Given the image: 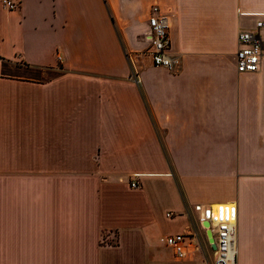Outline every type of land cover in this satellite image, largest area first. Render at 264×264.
I'll list each match as a JSON object with an SVG mask.
<instances>
[{
    "label": "crops",
    "instance_id": "crops-1",
    "mask_svg": "<svg viewBox=\"0 0 264 264\" xmlns=\"http://www.w3.org/2000/svg\"><path fill=\"white\" fill-rule=\"evenodd\" d=\"M19 2L0 0V264H214L203 212L221 205L237 264H264V59L236 61L264 0ZM152 16L175 71L151 61Z\"/></svg>",
    "mask_w": 264,
    "mask_h": 264
},
{
    "label": "built area",
    "instance_id": "built-area-1",
    "mask_svg": "<svg viewBox=\"0 0 264 264\" xmlns=\"http://www.w3.org/2000/svg\"><path fill=\"white\" fill-rule=\"evenodd\" d=\"M7 11L19 8V0H2ZM156 10V9H155ZM151 50L149 55L155 67L175 71L179 59L170 54L169 23L165 17L152 16L149 19ZM239 49L236 55L237 71L258 73L264 59V21H258L252 30H242L238 35ZM131 187L138 188V182L132 181ZM169 217L174 215L170 213ZM203 221L211 225L217 249L214 264H237L238 255V210L235 205L215 206L205 209ZM190 235L178 234L169 236L167 244L173 248L178 259L186 256V240Z\"/></svg>",
    "mask_w": 264,
    "mask_h": 264
},
{
    "label": "rangeland",
    "instance_id": "rangeland-1",
    "mask_svg": "<svg viewBox=\"0 0 264 264\" xmlns=\"http://www.w3.org/2000/svg\"><path fill=\"white\" fill-rule=\"evenodd\" d=\"M17 68L18 70L14 72H16L15 74L18 77L32 78L34 82H44L46 80H51L53 78H56L61 73V71L59 70L57 71L45 70L44 72H42L41 70H36V69L27 70V69H21L19 67ZM11 70H12L11 68L7 67L6 70L4 71V75L8 73L14 74V72H11Z\"/></svg>",
    "mask_w": 264,
    "mask_h": 264
},
{
    "label": "water",
    "instance_id": "water-1",
    "mask_svg": "<svg viewBox=\"0 0 264 264\" xmlns=\"http://www.w3.org/2000/svg\"><path fill=\"white\" fill-rule=\"evenodd\" d=\"M204 226H205V229L207 230L208 239H209V242L211 244V247H212V249L214 251H216L217 246H216V242H215V238H214V233L212 231L211 225H210V223L206 222L204 224Z\"/></svg>",
    "mask_w": 264,
    "mask_h": 264
}]
</instances>
